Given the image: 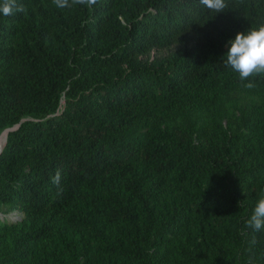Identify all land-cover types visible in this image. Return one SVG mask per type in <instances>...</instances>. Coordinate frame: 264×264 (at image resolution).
<instances>
[{
	"label": "trees",
	"instance_id": "obj_1",
	"mask_svg": "<svg viewBox=\"0 0 264 264\" xmlns=\"http://www.w3.org/2000/svg\"><path fill=\"white\" fill-rule=\"evenodd\" d=\"M227 3L0 13V264H264V75L223 63L264 0Z\"/></svg>",
	"mask_w": 264,
	"mask_h": 264
},
{
	"label": "clouds",
	"instance_id": "obj_2",
	"mask_svg": "<svg viewBox=\"0 0 264 264\" xmlns=\"http://www.w3.org/2000/svg\"><path fill=\"white\" fill-rule=\"evenodd\" d=\"M58 8L69 6V0H53ZM73 3L92 5L96 0H73ZM199 3L207 10L215 13L224 12L228 8L227 0H199ZM25 11L24 7L17 6L16 0H2L0 13L11 16L15 12ZM228 51L223 57L225 67L231 68L239 74L240 80L248 82L246 88H254L252 80L259 75H264V24L250 28L247 33H237L234 40L227 42ZM245 227L251 229L252 233L264 232V193L256 201L250 217L245 222ZM251 243H257L253 235Z\"/></svg>",
	"mask_w": 264,
	"mask_h": 264
},
{
	"label": "rangeland",
	"instance_id": "obj_3",
	"mask_svg": "<svg viewBox=\"0 0 264 264\" xmlns=\"http://www.w3.org/2000/svg\"><path fill=\"white\" fill-rule=\"evenodd\" d=\"M173 51H174V49H168V50L165 49V50H161V51L158 52V56H160V57H165V56L168 55L169 52H173ZM1 134H3V132H1L0 135H1ZM4 140H5L4 135H3V136L1 135V136H0V146H1L2 144L4 145V143H3ZM3 145H2V146H3ZM2 146H1V147H2ZM14 214H15V215H14ZM16 214H17L18 217L16 216ZM20 215H21V212H16V213L13 212L12 214L4 215V217H6V218L9 219V220H15V219H17V218L19 219V218H20Z\"/></svg>",
	"mask_w": 264,
	"mask_h": 264
},
{
	"label": "water",
	"instance_id": "obj_4",
	"mask_svg": "<svg viewBox=\"0 0 264 264\" xmlns=\"http://www.w3.org/2000/svg\"><path fill=\"white\" fill-rule=\"evenodd\" d=\"M12 129H13V128H11L10 130H6L5 132H3V133H4V137H5L4 145H5V143H6V139H7L6 135H7V133L10 132ZM4 145H3V146H4ZM3 146L0 147V152H1L2 148H3Z\"/></svg>",
	"mask_w": 264,
	"mask_h": 264
},
{
	"label": "built area",
	"instance_id": "obj_5",
	"mask_svg": "<svg viewBox=\"0 0 264 264\" xmlns=\"http://www.w3.org/2000/svg\"><path fill=\"white\" fill-rule=\"evenodd\" d=\"M16 212H18V211H14V213H16ZM12 214V213H11ZM15 215V214H14ZM16 216H17V214H16ZM18 217V216H17ZM18 219V218H17Z\"/></svg>",
	"mask_w": 264,
	"mask_h": 264
},
{
	"label": "bare ground",
	"instance_id": "obj_6",
	"mask_svg": "<svg viewBox=\"0 0 264 264\" xmlns=\"http://www.w3.org/2000/svg\"><path fill=\"white\" fill-rule=\"evenodd\" d=\"M3 143H4V142H3ZM2 145H3V144H2ZM2 145H1V146H2ZM1 146H0V147H1Z\"/></svg>",
	"mask_w": 264,
	"mask_h": 264
}]
</instances>
